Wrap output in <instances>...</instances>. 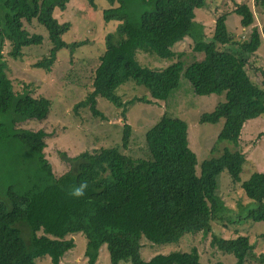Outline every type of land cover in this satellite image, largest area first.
<instances>
[{
	"label": "trees",
	"instance_id": "1",
	"mask_svg": "<svg viewBox=\"0 0 264 264\" xmlns=\"http://www.w3.org/2000/svg\"><path fill=\"white\" fill-rule=\"evenodd\" d=\"M70 1L4 0L0 10V114L5 116L0 121V143H21L36 165L28 173L16 172V178H8L0 190V264H40L38 258L43 256H49L52 264H61L64 255L75 247V240L69 237L75 233H83L87 239L85 255L89 264H97L104 244L111 264H202L195 246L158 253L148 260L141 255L143 237L155 244H167L198 233H212L211 245L215 249L233 255L235 264H246L254 248L250 236L225 238L214 232V223L226 219L231 223L264 221V172L255 171L242 180L247 161L242 150L225 146L218 156L204 159L198 170L188 122L165 113L146 130L147 155L133 157L118 145L85 149L71 157L61 151L67 169L56 174L45 152L46 139L51 134L43 128L18 127L24 121H45L52 101L35 95L38 87L33 83L15 89L2 53L3 44L10 43L8 56L14 59L23 56L24 49L41 45L44 35L24 26V21L35 20L47 30L51 47L34 67L51 72L61 49L68 48L73 53L87 43L66 42L64 34L72 23L60 22L54 15L57 8L66 10ZM87 1L97 9L95 0ZM254 1L264 11V0ZM108 2L110 7L102 11L103 19L118 24L106 35L91 88L75 108H89L94 116L106 119L98 108V98L107 96L114 101L115 106L123 108L122 146L128 149L133 131L126 122L128 106L166 101L180 87L184 73L196 94H225V100L199 118L200 123L224 119L211 152L224 141L238 146L245 123L264 115V68H255L250 62L263 43L264 29L253 26L255 14L249 3L238 2L233 10L220 14L212 36H207L196 21L197 9L205 6V0ZM231 13L241 17L242 27L253 26L247 37L236 38L230 32L227 18ZM186 37L193 38L195 50L204 53L202 59L188 65L183 54L173 49ZM140 51L175 60L164 68H151L139 61ZM251 68L263 75L260 82L250 73ZM115 69L138 81L150 97L136 95L123 100L109 85ZM223 171L240 183L246 196L256 203L241 206L236 219L227 217L229 209L219 194ZM81 180L88 183L85 196L69 197L68 186Z\"/></svg>",
	"mask_w": 264,
	"mask_h": 264
},
{
	"label": "rangeland",
	"instance_id": "2",
	"mask_svg": "<svg viewBox=\"0 0 264 264\" xmlns=\"http://www.w3.org/2000/svg\"><path fill=\"white\" fill-rule=\"evenodd\" d=\"M3 1L0 0V10H2ZM95 2L97 9L92 8L87 0H71L66 10L57 8L54 11L55 17L60 22L69 21L72 23L71 29L64 34L66 42L87 40V43L78 47L73 53L68 48L61 49L51 72L34 67L37 61L48 54L51 47L47 30L35 20L32 23L24 21V26L30 32L44 35L45 40L41 45H33L24 49L23 56L16 59L8 56L10 50L8 41L4 42L2 47L3 56L9 66V76L13 80L15 89L20 90L24 84L33 83L38 87L34 92L35 95L46 96L52 101L50 114L45 121H24L18 124V127L32 130L43 128L51 134L46 139L45 152L56 174L67 169L61 159V151L71 157L85 149L93 150L102 146L118 145L122 151L133 157L147 155L146 130L165 113L188 122L190 147L197 155L198 170L204 159L218 156L225 146H229L232 150H242L246 154L247 161L241 173L242 180L248 179L255 171L264 172V115L250 119L245 123L238 146L224 141L218 145V150L216 149L212 153L211 149L224 125V119L218 123H200L199 118L203 113L213 111L219 102L225 100V94H196L184 73L181 76L180 87L174 90L166 101L135 102L128 106L126 122L133 127L128 149L122 146L125 123L122 115L123 108L115 106L114 101L107 96L98 98V108L107 117L106 119L94 116L89 108H79L78 110L75 108L76 103L91 88L93 72L98 65V57L105 49L106 35L113 32L118 24V21L105 22L103 19L102 11L110 7L108 0H95ZM238 2L249 3L255 14L253 26H257L262 31L264 29V11L255 4L254 0H205V6L197 9L196 21L203 26V31L207 36H212L217 17L224 12L233 10ZM240 19L241 17L235 13L229 14L227 18L228 28L236 38L247 37L253 27H242ZM262 35L263 43L250 60L255 68H264V33ZM173 49L177 54H183L182 59L186 65L204 57L203 52L195 50V41L191 37H186L174 45ZM138 59L142 65L156 69L164 68L175 60L161 58L143 51L138 53ZM255 68H251L250 73H253L254 78L260 82L263 75L260 72H254ZM111 74L109 85L121 95L123 100H130L136 95L150 97L145 87L140 86L138 81L129 79V76L121 75L118 69H115V72L113 71ZM3 120H5V116L0 114V121ZM35 168L34 158L27 147L17 141L0 143L1 191L8 178L11 177V181L16 178V172L21 175L23 174L22 170L28 173ZM12 170L15 172H11ZM219 186V194L229 209L225 213L227 217L236 219L241 211V206H245L246 203L252 206L256 204L254 200L246 196L240 183H235L227 171L220 174ZM214 232L225 238L248 234L254 248L248 255L246 264H264V221L248 220L231 223L226 219L223 222L214 223ZM69 237L73 238L76 244L64 255L61 264H89V257L85 255L87 244L85 235L75 233ZM211 239L212 233L207 235H203V233L186 234L178 243L155 244L143 237L141 255L145 260H148L158 253H168L175 249L190 250L195 246L200 252L202 264H216L218 261L235 264L234 256L215 249L211 245ZM38 262L52 264L49 256L38 258ZM97 264H111L106 244L100 248Z\"/></svg>",
	"mask_w": 264,
	"mask_h": 264
},
{
	"label": "clouds",
	"instance_id": "3",
	"mask_svg": "<svg viewBox=\"0 0 264 264\" xmlns=\"http://www.w3.org/2000/svg\"><path fill=\"white\" fill-rule=\"evenodd\" d=\"M63 174V173H62ZM88 189V183L84 180L79 181L68 186L66 192L71 198H81L84 197Z\"/></svg>",
	"mask_w": 264,
	"mask_h": 264
}]
</instances>
